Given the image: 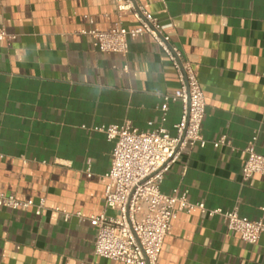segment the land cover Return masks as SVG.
Returning a JSON list of instances; mask_svg holds the SVG:
<instances>
[{
    "label": "crops",
    "instance_id": "crops-1",
    "mask_svg": "<svg viewBox=\"0 0 264 264\" xmlns=\"http://www.w3.org/2000/svg\"><path fill=\"white\" fill-rule=\"evenodd\" d=\"M139 3L172 24L167 32L192 63L206 100L208 144L187 148L161 191L187 190L191 202L210 209L262 217L264 176L244 181L242 164L256 133L264 153V0ZM117 21L115 0H0V26L17 36L0 44V193L46 199L41 216L0 208V264H123L96 257V229L56 211H103L113 144L94 128L125 121L157 128L164 96L179 87L148 36L129 40L123 56L94 50L80 33ZM123 23L137 25L129 15ZM169 107L164 127L175 135L182 106ZM224 135L230 145L214 148ZM158 264H264V234L249 245L220 216L179 212Z\"/></svg>",
    "mask_w": 264,
    "mask_h": 264
},
{
    "label": "built area",
    "instance_id": "built-area-1",
    "mask_svg": "<svg viewBox=\"0 0 264 264\" xmlns=\"http://www.w3.org/2000/svg\"><path fill=\"white\" fill-rule=\"evenodd\" d=\"M115 3L118 21L113 27L104 31L82 30L80 33L92 38L94 50L123 56L128 54L129 40L148 36L168 57L176 71L179 87L164 96L157 128L140 130L130 121L94 128L104 133L113 144L111 169L105 175L107 185L103 211L90 216L82 212L56 211L63 214L66 222L75 217L79 223L88 222L96 229V257L123 264H158L164 242L171 234L179 212H200L211 218L220 216L230 233L239 234L249 245H256L264 234V208L262 217L250 219L241 216L237 208L210 209L204 202H191L187 190L176 188L171 194L161 191L165 176L183 152L198 145L205 148L208 144L202 135L205 95L192 63L167 32L172 24H162L139 0H115ZM128 15L137 21L135 27L124 26L123 19ZM16 39V35L0 26V44ZM124 69L128 71V65ZM172 102H180L182 106L180 121L174 126L175 135L164 127ZM148 125L153 127L154 123L149 122ZM258 140L256 133L246 146L247 158L242 164L244 181L255 175L264 176V153L257 151ZM212 145L214 148L230 145V140L224 135ZM88 175H92L90 170ZM0 208L13 211L34 209L35 215L41 216L46 209V199L21 200L14 195L0 193Z\"/></svg>",
    "mask_w": 264,
    "mask_h": 264
}]
</instances>
